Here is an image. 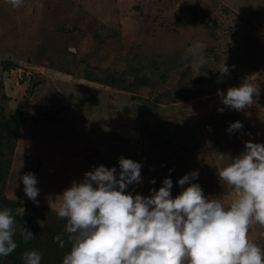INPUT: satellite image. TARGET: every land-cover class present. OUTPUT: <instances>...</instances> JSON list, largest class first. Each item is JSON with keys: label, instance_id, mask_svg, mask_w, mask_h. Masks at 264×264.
I'll return each mask as SVG.
<instances>
[{"label": "rangeland", "instance_id": "374dc122", "mask_svg": "<svg viewBox=\"0 0 264 264\" xmlns=\"http://www.w3.org/2000/svg\"><path fill=\"white\" fill-rule=\"evenodd\" d=\"M194 45L201 69L185 58ZM247 79L252 105L224 106L217 90ZM247 141L264 144V0H0V210L11 209L14 236H41V264L70 250L59 195L85 172L118 174L129 158L142 180L126 192L148 196L171 178L175 196L199 170L192 182L228 206L237 193L218 172ZM27 172L38 205L23 191ZM247 238L264 249V226L250 224Z\"/></svg>", "mask_w": 264, "mask_h": 264}, {"label": "clouds", "instance_id": "9594fccd", "mask_svg": "<svg viewBox=\"0 0 264 264\" xmlns=\"http://www.w3.org/2000/svg\"><path fill=\"white\" fill-rule=\"evenodd\" d=\"M9 3L19 7L22 0ZM185 58L199 69L207 65L200 45L187 48ZM218 71L227 74L229 67L224 62ZM254 91L247 79L217 93L224 106L243 110L252 105ZM242 127L236 121L227 131ZM118 165V174L116 166L94 167L59 195L57 215L66 218L65 232L71 241L61 264H264V249L247 238L250 224L264 226V144L245 142L244 150L219 170V179L237 193L228 206L206 197L200 184L192 182L199 170L178 179L183 190L175 196L171 178L163 179L158 190L150 189L148 196H133L125 189L142 180V165L124 157ZM20 180L26 197L38 205L35 174L27 172ZM13 224L11 209L0 210V257L17 247ZM21 235L25 241L33 239L26 228ZM59 246H64L63 240ZM22 260L41 264L42 256L31 250L23 253Z\"/></svg>", "mask_w": 264, "mask_h": 264}, {"label": "trees", "instance_id": "16d2710c", "mask_svg": "<svg viewBox=\"0 0 264 264\" xmlns=\"http://www.w3.org/2000/svg\"><path fill=\"white\" fill-rule=\"evenodd\" d=\"M6 203H8V205L13 208L16 205H18V201L16 200H6ZM24 228L26 227H22L19 231H17L16 235L14 236V240L17 244L16 249L10 253L8 256L6 257H0V263L4 260H12L15 263H19L22 262V255L23 253H25L26 251H31V250H37L38 246L42 243L41 241V236H38V233H36V231L30 230L33 233V239L25 241L23 239V236L21 235V233L23 232ZM28 229V228H26ZM29 230V229H28ZM40 237V239H39Z\"/></svg>", "mask_w": 264, "mask_h": 264}]
</instances>
